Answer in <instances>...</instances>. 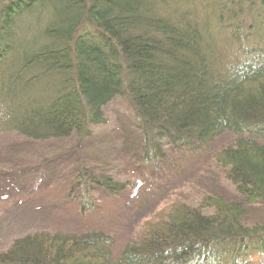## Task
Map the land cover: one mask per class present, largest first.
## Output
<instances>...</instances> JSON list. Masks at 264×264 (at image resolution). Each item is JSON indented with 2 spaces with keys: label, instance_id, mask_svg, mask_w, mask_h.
I'll list each match as a JSON object with an SVG mask.
<instances>
[{
  "label": "trees",
  "instance_id": "trees-1",
  "mask_svg": "<svg viewBox=\"0 0 264 264\" xmlns=\"http://www.w3.org/2000/svg\"><path fill=\"white\" fill-rule=\"evenodd\" d=\"M124 99L144 159L234 136L213 156L246 206L264 210V0H0V135L68 139ZM79 203L95 207L82 173ZM243 204L175 202L118 256L100 231L14 239L0 264H264V227Z\"/></svg>",
  "mask_w": 264,
  "mask_h": 264
},
{
  "label": "rangeland",
  "instance_id": "rangeland-1",
  "mask_svg": "<svg viewBox=\"0 0 264 264\" xmlns=\"http://www.w3.org/2000/svg\"><path fill=\"white\" fill-rule=\"evenodd\" d=\"M102 111V124L64 140L31 142L14 133L0 135V251L39 231H100L113 239L118 256L141 236L146 221L168 212L175 202L197 207L207 194L244 204L213 156L233 142L231 133L191 150L166 143L162 158L146 161L126 101L115 98ZM82 173L109 176L125 190L110 196L93 184L95 207L82 210L77 184ZM240 222L264 227V210L245 205Z\"/></svg>",
  "mask_w": 264,
  "mask_h": 264
},
{
  "label": "bare ground",
  "instance_id": "bare-ground-1",
  "mask_svg": "<svg viewBox=\"0 0 264 264\" xmlns=\"http://www.w3.org/2000/svg\"><path fill=\"white\" fill-rule=\"evenodd\" d=\"M242 206H243V208H244V207H245V204H243Z\"/></svg>",
  "mask_w": 264,
  "mask_h": 264
}]
</instances>
